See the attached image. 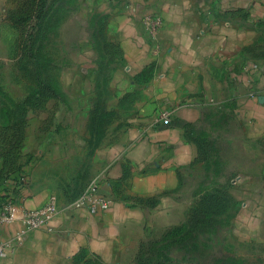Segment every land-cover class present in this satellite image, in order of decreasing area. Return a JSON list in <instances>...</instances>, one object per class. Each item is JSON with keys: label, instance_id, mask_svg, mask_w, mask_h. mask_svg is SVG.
Returning a JSON list of instances; mask_svg holds the SVG:
<instances>
[{"label": "crops", "instance_id": "crops-1", "mask_svg": "<svg viewBox=\"0 0 264 264\" xmlns=\"http://www.w3.org/2000/svg\"><path fill=\"white\" fill-rule=\"evenodd\" d=\"M80 5L74 18L82 16L91 30L68 48L52 78L55 89L45 92L40 112L28 116L19 188L12 175L18 166H8L0 153V192L13 195L17 211L51 196L59 210L51 231L30 230L0 264L125 263L144 236L171 222L185 169L207 145L200 134L221 138L231 120L239 129L230 136L258 139L238 147L235 157L249 165L236 178L264 182L258 162L264 158V0ZM149 13L162 18L155 41L142 28ZM163 111L168 123L160 120ZM97 175V196L108 199V207L91 214L71 206ZM258 188L250 192L257 197L252 234L264 239V186ZM20 226L0 223V241Z\"/></svg>", "mask_w": 264, "mask_h": 264}, {"label": "rangeland", "instance_id": "rangeland-1", "mask_svg": "<svg viewBox=\"0 0 264 264\" xmlns=\"http://www.w3.org/2000/svg\"><path fill=\"white\" fill-rule=\"evenodd\" d=\"M80 6V0H0V153L8 166L24 164L28 116L38 114L45 92L55 89L52 78L68 48L91 30L82 16L74 18ZM226 127L221 138L200 134L207 145L195 166L185 169L171 222L144 236L123 264H264V239L252 234L257 197L250 193L264 182L236 178L249 165L235 157L238 147L258 139L230 136L239 129L234 120ZM259 141L264 144V137ZM218 142L223 150L212 146ZM258 162L264 174V158Z\"/></svg>", "mask_w": 264, "mask_h": 264}, {"label": "built area", "instance_id": "built-area-1", "mask_svg": "<svg viewBox=\"0 0 264 264\" xmlns=\"http://www.w3.org/2000/svg\"><path fill=\"white\" fill-rule=\"evenodd\" d=\"M142 28L144 33L151 40L158 38L162 27V18L157 13H149L143 18ZM254 96V95H252ZM170 119L166 111L160 113V120L168 123ZM98 178L93 179L90 184L73 200L70 204L75 208H84L91 214L105 210L109 205V200L105 197L97 196ZM59 210L56 200L51 196L45 203L35 208H21L17 211L13 195L2 194L0 192V223L11 224L15 221L21 223L20 228L5 241H0V257H6L21 245L26 234L32 229L52 230V219Z\"/></svg>", "mask_w": 264, "mask_h": 264}, {"label": "trees", "instance_id": "trees-1", "mask_svg": "<svg viewBox=\"0 0 264 264\" xmlns=\"http://www.w3.org/2000/svg\"><path fill=\"white\" fill-rule=\"evenodd\" d=\"M23 166H24V164L23 165H20L17 168L16 171H18V173L12 174V175H14V177H13V180H14V189H17V187L18 186L20 187L21 184L23 183V176H22ZM10 177L6 178V180L9 179ZM3 189L5 190L6 188H3Z\"/></svg>", "mask_w": 264, "mask_h": 264}]
</instances>
